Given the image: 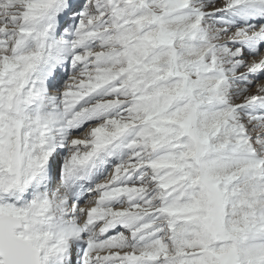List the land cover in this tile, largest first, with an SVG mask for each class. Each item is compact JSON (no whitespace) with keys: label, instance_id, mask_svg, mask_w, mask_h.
Returning <instances> with one entry per match:
<instances>
[{"label":"snow or ice","instance_id":"1","mask_svg":"<svg viewBox=\"0 0 264 264\" xmlns=\"http://www.w3.org/2000/svg\"><path fill=\"white\" fill-rule=\"evenodd\" d=\"M0 264H264V0H0Z\"/></svg>","mask_w":264,"mask_h":264}]
</instances>
